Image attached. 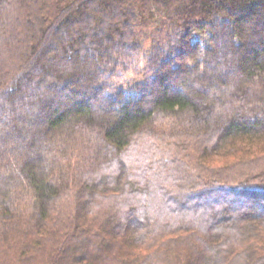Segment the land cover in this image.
Returning <instances> with one entry per match:
<instances>
[{
  "label": "trees",
  "instance_id": "16d2710c",
  "mask_svg": "<svg viewBox=\"0 0 264 264\" xmlns=\"http://www.w3.org/2000/svg\"><path fill=\"white\" fill-rule=\"evenodd\" d=\"M0 264H264V0H0Z\"/></svg>",
  "mask_w": 264,
  "mask_h": 264
},
{
  "label": "rangeland",
  "instance_id": "374dc122",
  "mask_svg": "<svg viewBox=\"0 0 264 264\" xmlns=\"http://www.w3.org/2000/svg\"><path fill=\"white\" fill-rule=\"evenodd\" d=\"M156 201H157V200H156ZM161 203H162V200H161ZM156 206H157L156 211L158 212V210H160V212L162 213V211H161V208H162V207L160 206V204H156ZM157 209H158V210H157ZM160 212H159V213H160ZM163 212H164V211H163Z\"/></svg>",
  "mask_w": 264,
  "mask_h": 264
}]
</instances>
